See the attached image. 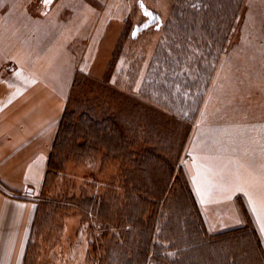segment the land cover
I'll use <instances>...</instances> for the list:
<instances>
[{
  "label": "rangeland",
  "instance_id": "obj_1",
  "mask_svg": "<svg viewBox=\"0 0 264 264\" xmlns=\"http://www.w3.org/2000/svg\"><path fill=\"white\" fill-rule=\"evenodd\" d=\"M238 1L0 0V16L14 24L8 30L16 29L23 47L38 52L56 81L70 83L67 120L39 197L26 264L264 260L246 202H226L228 157L264 150V0ZM165 112L190 114V120L168 122ZM107 116L116 118L132 143L136 135L159 138L167 154L189 131L165 211L179 217L184 204L174 198L187 195L185 177L195 194L197 188L204 198L221 196L199 201L214 241L175 260L180 251L171 246L183 234L180 225H169L153 234L163 248L156 260H129L138 252L136 230L127 234L104 223L91 201L120 174L119 155L82 145L87 119ZM197 149L203 154H195L193 186L190 162ZM150 169L149 186L157 179V170ZM233 209L242 214L244 231L227 234Z\"/></svg>",
  "mask_w": 264,
  "mask_h": 264
},
{
  "label": "crops",
  "instance_id": "obj_2",
  "mask_svg": "<svg viewBox=\"0 0 264 264\" xmlns=\"http://www.w3.org/2000/svg\"><path fill=\"white\" fill-rule=\"evenodd\" d=\"M8 26L14 24L0 16V264H25L70 83L56 81L38 52L24 48L20 33H11ZM195 151L190 162L193 186L195 154H203ZM248 155L228 157L226 202H246L264 250V150ZM195 191L199 201L221 199ZM235 211L226 219V230L244 224L240 211Z\"/></svg>",
  "mask_w": 264,
  "mask_h": 264
},
{
  "label": "trees",
  "instance_id": "obj_3",
  "mask_svg": "<svg viewBox=\"0 0 264 264\" xmlns=\"http://www.w3.org/2000/svg\"><path fill=\"white\" fill-rule=\"evenodd\" d=\"M236 2L238 5L240 1L236 0ZM156 109L159 110V108ZM164 114L165 121L172 119L179 124H183V121L187 122L190 120V114H187L185 117L180 115L175 117V114H169L168 112ZM67 115L66 110L61 123L59 136L52 153V160L61 133L64 130ZM86 122L89 133L83 135L84 144L82 145H92L95 148L99 146L105 148L108 154L117 153L119 155L121 162L120 174L108 184L101 195L92 197L91 201L93 211L104 223L109 222L110 224H114L120 228V230L122 229L123 233L127 234L136 230L135 233L139 235L136 242V249L138 252H136L134 257L130 256L129 260H156V258L160 256V253H162L161 250H163V248H160L162 244L154 242L153 234L156 229L162 231L165 226L169 225H180L181 233L183 234L182 237L178 239L179 241L175 240L177 243L171 246V249L180 251L177 253L179 256H176L175 260H182L180 254H186L195 248L201 247L207 242L214 241V235L208 234L207 227H205L201 213V205L197 195L192 189L189 178H184L183 185L187 194L184 200L180 199L181 196H179L178 199L176 197L174 198V203L178 205L184 204V206L179 209H183L179 212V217L177 216L176 218L171 212L168 214V212L165 211V204L168 202L171 195L173 179L177 178L176 175H178V171L182 172L180 159L188 139L189 131L184 133L183 137H180L177 143V150L175 149V151L172 152L169 151L167 154V150L166 153H163L164 147H162V142L160 145L159 138L151 140L147 137V139H143L136 135V137L133 136L135 139L132 143V138L124 134L118 121L112 116H107L101 120L90 117ZM131 143L136 147L134 151L131 148ZM149 168H155L153 170H157V179L150 186L145 182V174L148 172ZM47 180L48 177L45 186ZM176 200H180V202ZM39 211L40 204L38 215ZM138 226L139 228H137ZM237 231H244V227L239 226L227 230L226 233H234ZM32 239L30 241V246L32 244ZM151 254L152 257H150ZM27 259L25 260V264ZM164 259L167 260L166 257Z\"/></svg>",
  "mask_w": 264,
  "mask_h": 264
},
{
  "label": "snow or ice",
  "instance_id": "obj_4",
  "mask_svg": "<svg viewBox=\"0 0 264 264\" xmlns=\"http://www.w3.org/2000/svg\"><path fill=\"white\" fill-rule=\"evenodd\" d=\"M44 2H45V3H48V2H50V0H44Z\"/></svg>",
  "mask_w": 264,
  "mask_h": 264
}]
</instances>
